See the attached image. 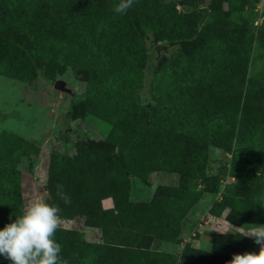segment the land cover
Instances as JSON below:
<instances>
[{"label":"trees","instance_id":"1","mask_svg":"<svg viewBox=\"0 0 264 264\" xmlns=\"http://www.w3.org/2000/svg\"><path fill=\"white\" fill-rule=\"evenodd\" d=\"M19 1L26 6L17 12V29L24 30L22 37L27 39L13 34L19 33L12 29L16 23L9 21L6 9L1 10L0 34L9 48L1 53L0 74L29 80L40 72V58L69 66L77 75L84 74L85 112L109 125L104 143L111 147L106 151L91 143L78 148L72 159L56 155L49 159L46 201L59 205L62 219L82 218L101 235V242L93 243L75 229H58L54 238L62 245V259L67 264H228L234 254L258 252L254 239L237 232L212 235L208 250L184 242L176 259L150 248L153 243L180 241L182 219L197 200L194 186L205 178L202 165L208 145L220 147L232 160L231 168L222 164L216 175L206 176L208 191L217 190L218 176L232 177L234 186H223L207 213L217 217L227 209L226 220L239 226L264 211V104L256 98L253 82L243 84L241 79L227 85L226 76H218L223 82L216 76L202 82L196 73L175 87L154 79L151 99L164 107L158 113L156 106L139 105L131 98L135 87L131 57L141 58L137 35L153 31L159 22L162 26L160 20L137 16V35L111 39L94 21L84 25L80 20L75 27L67 10L47 18L36 11L43 0ZM163 11L169 27L174 10ZM117 95V102H112ZM32 146L11 131H0V167H12ZM157 171L178 174L177 185L153 192L148 201H130V178L144 182ZM57 185L63 186L71 204L57 195ZM254 189L263 196L260 201L250 197ZM106 197L111 199L110 208L101 206ZM21 213L0 200V229ZM0 260L10 264L3 256Z\"/></svg>","mask_w":264,"mask_h":264},{"label":"rangeland","instance_id":"2","mask_svg":"<svg viewBox=\"0 0 264 264\" xmlns=\"http://www.w3.org/2000/svg\"><path fill=\"white\" fill-rule=\"evenodd\" d=\"M118 3L119 0H43L37 4L40 7L36 11L47 18H56L61 11L67 10L75 27L80 26V20L84 25L94 21L111 39L119 40L122 34L137 35L134 31L137 16L146 21L160 20L162 26L158 21L153 31L137 35L142 46L141 58L131 57L135 67L131 98L139 105L156 106L158 113L164 107L151 99L152 81L163 80L177 87V81L191 79L196 73L199 79L203 77L202 82L214 76L222 82L225 80L219 77L226 76L227 85L237 84L241 79L243 84L252 81L256 98L264 104V0H134L126 13L115 11ZM25 6L19 0H0V11L6 9L9 21L16 23L13 28L8 24L9 28L17 30L19 33L13 34L21 38L26 37H22L24 30L17 29L16 20L17 12H22ZM163 8L174 10L170 11V22L175 19L169 27H165ZM156 34L159 39L154 40ZM157 44L165 46L158 53L154 49ZM7 48L9 44L0 34V58ZM40 59L43 75L36 72L33 78L21 81L0 74V131H11L34 146L12 167H0V200L17 206L21 212L38 197L47 200L45 182L52 155L72 159L78 148L91 143L100 144L104 151L111 147L104 143L109 125L84 110L87 102L84 74L77 75L69 66ZM54 80H61L67 90L54 88ZM114 97L112 102H117L120 95ZM222 164L231 168L229 153L224 155L220 147L208 145L202 165L205 178L216 175ZM205 178L194 186L199 191L197 200L182 219L178 233L180 241L153 243L150 248L168 252L176 259L184 242L208 250L214 234L241 233L264 224V211L239 226L226 220L227 209L217 217L209 215V204L219 199L223 186L230 189L234 181L227 175L218 176V188L210 192ZM177 183L178 174L150 172L144 182L130 178L127 196L134 202L148 201L153 192L158 194ZM250 197L259 198L258 201L263 198L256 189ZM61 228L81 232L88 242H101L99 229L84 225L82 218L62 219ZM0 264L5 262L0 260Z\"/></svg>","mask_w":264,"mask_h":264},{"label":"clouds","instance_id":"3","mask_svg":"<svg viewBox=\"0 0 264 264\" xmlns=\"http://www.w3.org/2000/svg\"><path fill=\"white\" fill-rule=\"evenodd\" d=\"M134 0H119L117 13H126ZM57 195L66 205L70 197L63 186L57 185ZM61 208L50 204L44 198L29 202L22 213L0 229V256L10 264H67L61 257L62 245L54 238L62 226ZM11 219V217H10ZM254 239L258 252L234 254L228 264H264V224L256 225L240 233Z\"/></svg>","mask_w":264,"mask_h":264},{"label":"water","instance_id":"4","mask_svg":"<svg viewBox=\"0 0 264 264\" xmlns=\"http://www.w3.org/2000/svg\"><path fill=\"white\" fill-rule=\"evenodd\" d=\"M164 48H165V46L159 45V44L154 46L156 53H158L160 50H162ZM52 86L56 89H59V90H67L66 88H64L63 82L61 80H54L52 82Z\"/></svg>","mask_w":264,"mask_h":264},{"label":"crops","instance_id":"5","mask_svg":"<svg viewBox=\"0 0 264 264\" xmlns=\"http://www.w3.org/2000/svg\"><path fill=\"white\" fill-rule=\"evenodd\" d=\"M101 206L103 208H110L112 206L111 199L109 197H106L101 200Z\"/></svg>","mask_w":264,"mask_h":264}]
</instances>
